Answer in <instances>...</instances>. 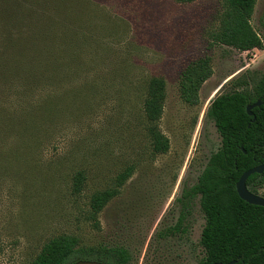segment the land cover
Returning <instances> with one entry per match:
<instances>
[{"label":"rangeland","instance_id":"1","mask_svg":"<svg viewBox=\"0 0 264 264\" xmlns=\"http://www.w3.org/2000/svg\"><path fill=\"white\" fill-rule=\"evenodd\" d=\"M82 3L79 16L66 11L70 68L59 83V49L51 53L47 83H0V264H30L62 234L84 247H122L128 264H200L199 198L183 207L180 201L221 146L207 108L217 95L233 91L232 79L264 73V50L240 53L212 44L221 0ZM263 17L264 0H257L250 24L261 39ZM203 57L211 58L213 74L200 89L199 104L189 106L180 97L179 79ZM151 77L166 85L159 129L169 150L162 155L152 154L144 129L142 104ZM23 124L34 127L31 136ZM126 167L131 176L95 227L89 198ZM79 172L86 180L76 195L72 181ZM257 195L264 198V188ZM180 215V229L169 236Z\"/></svg>","mask_w":264,"mask_h":264},{"label":"trees","instance_id":"2","mask_svg":"<svg viewBox=\"0 0 264 264\" xmlns=\"http://www.w3.org/2000/svg\"><path fill=\"white\" fill-rule=\"evenodd\" d=\"M175 1L190 4L196 0ZM82 2L0 0V83L13 80L23 88L47 83L54 69L50 56L55 49H59L55 59V78L59 83L70 68V45L65 39L66 11L73 10L79 16L77 8L82 6ZM256 2L221 0L218 27L210 35L212 44L240 53L264 50V38L261 39L250 24ZM261 24L264 28V17ZM74 35L72 58L75 59L78 34ZM55 38L59 40L58 44H55ZM212 74L211 58L203 57L190 63L179 79L181 99L189 106H197L200 89ZM229 82L233 91L217 95L206 113L220 136L221 146L211 154L196 185L182 194L180 202L183 207V201L199 198L204 217L199 241L203 251L200 264H264V208L242 201L235 188L244 172L264 164V73L246 74ZM165 87L164 79L151 77L142 104L145 135L154 155H162L169 150L168 139L159 129ZM260 100L262 105L252 109L249 117L246 107ZM8 121L13 122L14 119ZM23 125L31 136L34 127L29 130L27 127L31 124ZM132 171V167H126L110 187L95 192L89 198V220L95 227L99 214L119 194ZM85 180L81 172L74 176L73 194L81 193ZM246 187L257 195V191L264 188V172L251 175ZM183 220L180 215L176 226L167 234L174 236ZM130 260L128 251L122 247H84L77 237L62 234L49 239L30 264H128Z\"/></svg>","mask_w":264,"mask_h":264},{"label":"water","instance_id":"3","mask_svg":"<svg viewBox=\"0 0 264 264\" xmlns=\"http://www.w3.org/2000/svg\"><path fill=\"white\" fill-rule=\"evenodd\" d=\"M229 81V80H228ZM215 98V97H214ZM213 98V99H214ZM212 99V100H213ZM262 105V101H257L256 103L252 104V105H248L246 107V113L249 117L252 116V109L256 108V107H260ZM254 121V118L253 120ZM241 151L244 153L243 148H240ZM264 172V164L259 165L257 167H254L246 172H244L241 177L239 178V180L236 183V193L238 195V197L244 201L245 203L249 204V205H253V206H257V207H262L264 208V198L251 193L248 188L246 187V181L247 179L253 175V174H257V175H261ZM232 264V263H231Z\"/></svg>","mask_w":264,"mask_h":264}]
</instances>
